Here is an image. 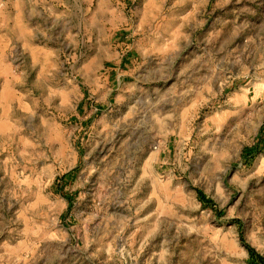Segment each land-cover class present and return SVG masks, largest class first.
Here are the masks:
<instances>
[{
  "label": "rangeland",
  "instance_id": "374dc122",
  "mask_svg": "<svg viewBox=\"0 0 264 264\" xmlns=\"http://www.w3.org/2000/svg\"><path fill=\"white\" fill-rule=\"evenodd\" d=\"M0 264H264V0H0Z\"/></svg>",
  "mask_w": 264,
  "mask_h": 264
},
{
  "label": "trees",
  "instance_id": "16d2710c",
  "mask_svg": "<svg viewBox=\"0 0 264 264\" xmlns=\"http://www.w3.org/2000/svg\"><path fill=\"white\" fill-rule=\"evenodd\" d=\"M199 196H200V199L202 201H204L206 204H208V206L215 207L214 203L210 199H208L204 193L199 192ZM253 256L256 257V258H259L257 256V254H254Z\"/></svg>",
  "mask_w": 264,
  "mask_h": 264
}]
</instances>
